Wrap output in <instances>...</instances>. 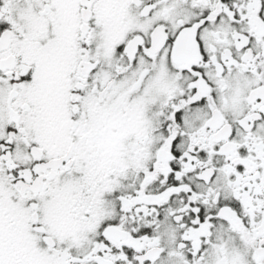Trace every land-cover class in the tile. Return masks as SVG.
<instances>
[{
  "label": "snow or ice",
  "instance_id": "1",
  "mask_svg": "<svg viewBox=\"0 0 264 264\" xmlns=\"http://www.w3.org/2000/svg\"><path fill=\"white\" fill-rule=\"evenodd\" d=\"M0 264H264V0H0Z\"/></svg>",
  "mask_w": 264,
  "mask_h": 264
}]
</instances>
